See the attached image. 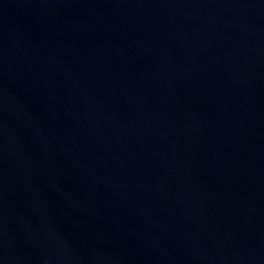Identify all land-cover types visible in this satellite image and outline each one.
I'll return each instance as SVG.
<instances>
[{
	"label": "water",
	"instance_id": "obj_1",
	"mask_svg": "<svg viewBox=\"0 0 264 264\" xmlns=\"http://www.w3.org/2000/svg\"><path fill=\"white\" fill-rule=\"evenodd\" d=\"M0 264H264V0H0Z\"/></svg>",
	"mask_w": 264,
	"mask_h": 264
}]
</instances>
